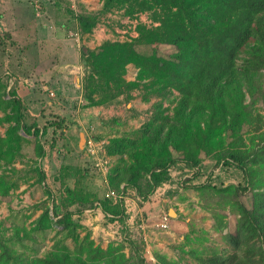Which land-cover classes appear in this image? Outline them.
I'll use <instances>...</instances> for the list:
<instances>
[{"label": "trees", "instance_id": "16d2710c", "mask_svg": "<svg viewBox=\"0 0 264 264\" xmlns=\"http://www.w3.org/2000/svg\"><path fill=\"white\" fill-rule=\"evenodd\" d=\"M115 7L125 8L132 16L148 12L158 25L139 24L138 36L130 42L107 40L96 49L81 48L85 74V103L81 108L100 106L108 96L109 100H117L145 80L156 79L157 87L149 92L156 101L138 134L114 136L106 144L107 154L118 158L108 176L110 188L120 194L133 189L139 198L147 199L157 188L172 182L171 170L181 162L198 174L201 159L181 157L179 145L195 134L211 136L221 143L228 139L233 122L248 114L257 131L252 147L225 146L214 157L217 166L239 168L244 183L217 187L207 181L190 185L199 193L204 207L212 205L217 196H230L238 214L235 228L222 237V247L191 245L193 239L186 236L185 244L191 246H180L177 259L160 255L157 259L162 264H264V119L254 115L257 104L264 108V0H104L100 13L76 16L80 30L90 33L99 14ZM136 45L153 46L154 53L146 57L136 50ZM162 45L173 52L161 55L157 50ZM130 64L138 69L134 81L124 78ZM178 81L183 90L166 106L174 82ZM0 110L4 111L2 122L12 124L9 133L21 130L34 136L36 154L44 158L46 151L39 138L46 127L29 122L21 99L14 91H7L1 78ZM112 122L119 123L116 119ZM38 171L39 180L44 182L45 173L40 167ZM197 174L186 180L191 182ZM248 192L253 198L251 208L240 199ZM46 193L53 200L47 187ZM62 204V213L54 208L51 216L46 206L34 227L24 228L22 235H13L23 243L34 232L56 228L62 238L51 251L44 257H26L12 249V237L0 236V264H148L144 239L133 238L129 231L123 199L114 202L110 198H91L68 187ZM87 209H101L107 221L120 222L124 241L103 249L89 234L81 239L79 231L84 226L75 216ZM65 239L73 240L77 246L71 249ZM127 247L129 255L124 252Z\"/></svg>", "mask_w": 264, "mask_h": 264}, {"label": "rangeland", "instance_id": "374dc122", "mask_svg": "<svg viewBox=\"0 0 264 264\" xmlns=\"http://www.w3.org/2000/svg\"><path fill=\"white\" fill-rule=\"evenodd\" d=\"M52 2L51 6L63 7L57 0L55 4ZM46 4L29 0L17 14L14 9L0 10L1 80L7 84V91H14L21 99L29 122L46 127L45 134L39 138L46 153L44 158H39L35 151L36 138L21 130L9 133L12 124L2 122L4 111L0 110V138L4 139L0 142V236L7 239L13 238L16 232L22 235L24 228L30 230L34 227L46 206L51 216L54 208L62 213V200L68 187L91 198H108L113 190L108 176L118 158L107 154L106 144L114 136L137 135L149 115L148 110L156 101L149 95L157 87L156 79H150L117 100H109L108 96L100 106L81 108L85 103L81 93L85 76L81 48L96 49L107 40L132 41L138 36L139 24L158 25L152 21L150 13L132 16L125 8L115 7L99 14V21L92 31L83 33L76 16L100 13L104 0H66L70 12L66 18L62 11L50 15V11L46 12ZM48 15L52 16L60 33H50L49 29L54 25L49 23ZM62 25L66 27L61 29ZM135 48L146 57L154 53L153 46L136 45ZM157 51L161 55L173 52L165 45L159 46ZM164 68L169 71L167 64ZM137 72L135 65L130 64L124 78L134 81ZM76 76L78 80L74 81ZM173 87L166 106L183 90L179 81L174 82ZM257 114L264 119V108L260 104L255 107L254 115ZM114 119L119 123H113ZM50 122H56V125H50ZM252 123L251 117L243 114L233 122L228 139L221 143L211 136L199 134L186 138L179 145L178 152L181 157L198 156L201 159L198 174L197 170L181 162L171 170L172 182L157 188L147 199L139 198L133 189L123 194L113 190L122 198L110 199L114 202L124 200L131 236L145 241L144 254L148 264H162L157 255L177 259L179 247L183 245L185 249L191 245L223 246L222 237L235 228L238 220L232 198L217 196L212 205L204 207L199 193L190 185L207 181L217 187L243 184L239 168L217 166L214 157L225 146L251 148L257 135L255 122ZM39 167L45 173L44 182L39 180ZM196 174L191 182L186 180ZM46 187L53 194L54 205ZM240 199L248 208L252 207L250 192ZM170 209H174L178 216L171 217ZM165 216L169 217L168 229L161 226ZM75 218L84 226L79 231L81 239L89 234V238L103 249L124 241L121 223L107 221L101 209H87ZM57 230L51 227L43 233L34 232L23 243L13 238L11 247L16 254L44 257L62 238ZM186 236L193 239L191 245L185 244ZM64 243L71 249L77 246L71 239H65ZM124 252L129 255V248Z\"/></svg>", "mask_w": 264, "mask_h": 264}, {"label": "crops", "instance_id": "0c3cea01", "mask_svg": "<svg viewBox=\"0 0 264 264\" xmlns=\"http://www.w3.org/2000/svg\"><path fill=\"white\" fill-rule=\"evenodd\" d=\"M36 1H41L43 3L47 2V4L45 5V9H46V12L50 11V13H49L50 15L53 14L54 12H61V11L64 12V14L62 16L65 18L67 15H70V12L68 11L67 6H66V0H57L59 3L63 4V7L59 6V5L51 6L52 0H36ZM28 2H29V0H0V10H2V11L5 10L6 12H8V11H11L12 9H14L16 14L21 13V9H23V6H25ZM14 3H15V5H14ZM52 3L55 4L56 0H53ZM20 4H21V6H19ZM50 15H48L51 19L49 21V23H52V25H54L53 29H51V30L49 29L50 33H55V34L58 32L60 33L61 30L56 29V25L54 24V20L52 19V16H50ZM65 27H66L65 25H62L61 29H64ZM61 41H63V40H61ZM65 41L66 40H64V42ZM52 44H53V42H52ZM0 78H1V76H0ZM76 79L78 80L77 76L74 78V81H76ZM70 83H71V81H70ZM77 87H79V86L77 85ZM81 93H82V91H81ZM97 210L100 211V209H97Z\"/></svg>", "mask_w": 264, "mask_h": 264}, {"label": "built area", "instance_id": "2783aa9c", "mask_svg": "<svg viewBox=\"0 0 264 264\" xmlns=\"http://www.w3.org/2000/svg\"><path fill=\"white\" fill-rule=\"evenodd\" d=\"M108 198H112V199H114V200H118V199H121L122 196L119 195V194H116L115 191L110 190V192H109V194H108ZM161 226H162L163 229H168V228H169V217H168V216H165V217L162 219Z\"/></svg>", "mask_w": 264, "mask_h": 264}, {"label": "water", "instance_id": "95a60500", "mask_svg": "<svg viewBox=\"0 0 264 264\" xmlns=\"http://www.w3.org/2000/svg\"><path fill=\"white\" fill-rule=\"evenodd\" d=\"M169 214H170L171 217H176V216H178V214L175 212L174 209H170Z\"/></svg>", "mask_w": 264, "mask_h": 264}]
</instances>
